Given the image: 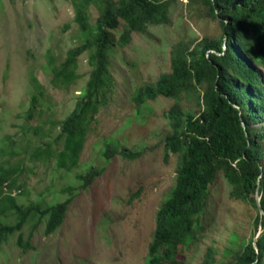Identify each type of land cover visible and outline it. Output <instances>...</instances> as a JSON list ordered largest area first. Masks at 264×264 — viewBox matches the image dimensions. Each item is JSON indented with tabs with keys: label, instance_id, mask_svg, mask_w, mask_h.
I'll return each instance as SVG.
<instances>
[{
	"label": "rangeland",
	"instance_id": "rangeland-1",
	"mask_svg": "<svg viewBox=\"0 0 264 264\" xmlns=\"http://www.w3.org/2000/svg\"><path fill=\"white\" fill-rule=\"evenodd\" d=\"M73 1L81 0H0V162L5 161L6 168L19 166L15 186L22 185L12 189L20 194L10 193L21 207L70 199L64 221L53 234L46 236L44 224H36V219L23 227L22 240L29 239L30 249L18 246V233L0 244V264H147L156 214L174 187L181 155L164 158V139L172 133L165 114L174 101L158 96L137 106L133 95L170 71L175 45L192 47L219 37L221 30L217 20L203 17V10L188 0H170L168 24L148 25L126 45L116 44L109 57L114 82L108 101L89 125L78 166L58 171L54 157L36 161L30 154L48 143L53 154L62 149L59 123L77 108L89 77L85 52L77 59L73 83L65 87L51 82L52 66L61 64L87 37L74 21ZM103 8H108L105 0L92 2L91 25ZM122 29L120 22L112 31L115 41ZM259 69L264 76V67ZM32 96L36 106L30 104ZM181 104L194 114L199 111L194 103ZM250 127L264 131V120ZM106 145L139 156L124 159L118 154L107 160ZM91 167L102 169V174L82 189L76 177ZM229 193L218 175L192 235L178 247L177 264H202L207 249L213 250L215 264H224L227 255L264 230L256 220L258 209L249 200H232ZM4 221L13 224L14 218Z\"/></svg>",
	"mask_w": 264,
	"mask_h": 264
},
{
	"label": "trees",
	"instance_id": "trees-1",
	"mask_svg": "<svg viewBox=\"0 0 264 264\" xmlns=\"http://www.w3.org/2000/svg\"><path fill=\"white\" fill-rule=\"evenodd\" d=\"M93 1L96 0L73 1L74 21L87 37L81 46L67 52L61 64L52 66V84L67 87L77 79L78 57L88 54L89 77L77 108L59 123L57 138L62 139V149L53 154L48 143L30 154L36 161L54 157L58 171L70 172L78 166L89 125L108 101L114 82L109 68L110 51L116 44L126 45L133 33H144L148 25L169 23L170 0H105L108 8L101 9L91 25L88 9ZM188 2L202 9L203 17L218 21L220 36L202 39L192 47L185 42L175 45L170 71L133 95L137 106L158 96L174 101L165 114L172 133L164 139V158L170 153L181 155L174 187L156 214L147 264H177L178 247L192 235L218 175L229 185L232 200H249L255 209L258 188L264 212V131L254 132L250 127L264 120V76L259 69L264 67V0ZM120 22L123 29L115 41L112 31ZM32 83L39 88L34 77ZM183 101L194 103L198 113L194 114L193 108L185 110ZM30 104L37 105L36 96H32ZM118 154L124 159L139 156L118 152L112 145H106L103 152L107 160ZM5 164L0 162V244L18 233V246L30 249L29 239L22 240L23 227L36 219V224H44L46 236L53 234L64 221L70 199L21 207L10 193L13 188L22 189V185L15 186L14 179L20 168H6ZM101 174L102 169L91 167L76 178L86 189ZM15 191L18 190L12 192ZM10 216L13 224L4 221ZM256 220L264 227V218L258 215ZM225 259L224 264H263L264 230ZM202 264H215L212 249H207Z\"/></svg>",
	"mask_w": 264,
	"mask_h": 264
},
{
	"label": "water",
	"instance_id": "water-1",
	"mask_svg": "<svg viewBox=\"0 0 264 264\" xmlns=\"http://www.w3.org/2000/svg\"><path fill=\"white\" fill-rule=\"evenodd\" d=\"M254 199H255V204H256V207L259 211V215L261 218H264V212L261 210L260 208V195H259V192H258V188H256L255 190V194H254ZM261 234V232L255 237V239Z\"/></svg>",
	"mask_w": 264,
	"mask_h": 264
},
{
	"label": "built area",
	"instance_id": "built-area-1",
	"mask_svg": "<svg viewBox=\"0 0 264 264\" xmlns=\"http://www.w3.org/2000/svg\"><path fill=\"white\" fill-rule=\"evenodd\" d=\"M20 192V190H18V191H15V193H19ZM12 195V194H11Z\"/></svg>",
	"mask_w": 264,
	"mask_h": 264
}]
</instances>
